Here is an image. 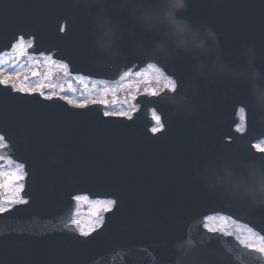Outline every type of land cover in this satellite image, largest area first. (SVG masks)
I'll list each match as a JSON object with an SVG mask.
<instances>
[{
  "label": "water",
  "instance_id": "1",
  "mask_svg": "<svg viewBox=\"0 0 264 264\" xmlns=\"http://www.w3.org/2000/svg\"><path fill=\"white\" fill-rule=\"evenodd\" d=\"M180 15L214 31L218 56L147 55L156 37L133 23L127 0H0V51L21 34L33 37L30 52H51L71 72L114 79L154 61L178 81L172 101L165 90L139 95L132 120L103 116L99 104L81 109L0 84V133L8 142L0 153L24 164L28 201L0 213V264H264L233 235L202 226L206 214L221 212L264 235V206L216 187L220 170L264 162L251 146L264 136V112L246 79L223 74L243 67L242 50L251 48L264 87V0H187ZM104 29L116 37L111 61L97 41ZM150 104L165 125L156 134L148 132ZM239 107L243 132L234 128ZM239 154L244 162L233 158ZM83 192L117 201L88 237L69 224L73 195Z\"/></svg>",
  "mask_w": 264,
  "mask_h": 264
},
{
  "label": "clouds",
  "instance_id": "2",
  "mask_svg": "<svg viewBox=\"0 0 264 264\" xmlns=\"http://www.w3.org/2000/svg\"><path fill=\"white\" fill-rule=\"evenodd\" d=\"M187 0H127L133 23L146 32L154 34L155 42L146 49L149 56L170 57L180 52L194 58L216 53V35L211 28L193 25L180 15ZM115 35L109 30H99L97 41L105 60L116 59ZM245 60L239 69L228 68L223 72L229 78L239 77L248 82L249 95L254 106L264 112V87L257 83L258 72L254 69V54L251 48L242 50ZM203 64L198 62V69ZM213 68L216 62H213ZM250 74V75H249ZM264 120V116L261 117ZM216 187L221 195L250 207L264 206V162H249L239 170L222 169L216 176Z\"/></svg>",
  "mask_w": 264,
  "mask_h": 264
},
{
  "label": "snow or ice",
  "instance_id": "3",
  "mask_svg": "<svg viewBox=\"0 0 264 264\" xmlns=\"http://www.w3.org/2000/svg\"><path fill=\"white\" fill-rule=\"evenodd\" d=\"M14 47V53H15V64H9L7 68L4 67V64L0 62V84L2 85H11V87L14 90H17L22 93H27L29 95L38 93L40 96L44 97L45 99L51 100L54 97L58 96L59 93L53 91L56 87L55 84L51 83H45L44 80H37L35 83H29L30 78L28 76H23L24 83H21L19 86L14 81L20 80L21 76L24 72V65L19 63V58L21 55L25 54L27 52V49L33 47V40L28 39L25 41L23 37H19L16 41V44ZM9 59H12V57H9ZM45 62L53 63L55 64L56 61L53 59L52 56H45ZM34 63L39 64L40 61H34ZM59 67H61L64 70V74L66 76L72 75L68 71V64L67 63H60ZM148 68L152 69L154 72L158 74L157 83L159 84L161 80L165 81L163 87L165 89H168L171 92H175L178 87V81L175 79H170L167 75H165L164 71H162L160 68H157L153 64H148ZM41 73L39 71H32L31 77H40ZM132 75L131 72H125L124 76H130ZM137 76H144L145 73L136 72ZM51 73L46 74L45 80L50 79ZM74 79L78 83H83L84 78L80 76H74ZM145 83H151V81H145ZM103 85V82H101ZM84 87L87 88L88 85L84 84ZM121 87H123L121 85ZM48 89L46 92L45 90ZM65 88L63 86L60 87V93L65 92ZM67 91H75V89L72 88V81H68V89ZM116 88H110L107 86H100V87H93L91 91L88 92L87 96H83L81 99L77 100L74 99L71 96L68 95H59L60 99H63L67 101L68 104L74 105L77 108H87L90 104H99L102 105L104 108H108L110 106H114L118 101L117 99H113L112 101H109L107 98L108 95L111 93L113 97L116 95ZM145 95L149 96H158L160 93L155 89H151L150 91H146L144 93ZM99 97V98H94ZM174 98V97H173ZM131 100L136 101L137 96L131 95ZM125 104H127V100L124 101ZM137 107L136 105H130L127 109L121 108L118 111H105V116H112V117H123L128 120L133 119V114L136 112ZM240 111L242 113L246 112V109L244 107H241ZM156 127H152L151 131L153 133H156L158 131H161L163 128V125L160 124V117L156 116ZM4 136L0 135V148L7 147L8 145L4 142ZM252 147L258 149L260 152L264 153V147H260V145H252ZM4 159V157H0V160ZM23 164H20V166L12 171L9 172H0V177L6 178V180H3L0 182V189L7 190V192H10L11 194L4 195L3 196V202L0 203V213H4L10 210L11 206L17 205V204H27L28 201L26 199H23L20 195L21 192L24 191L25 185L23 183H18V181H22L25 179V174L23 172ZM84 197L76 196L74 199L81 200ZM117 201L115 199H106L103 201H97L95 207H94V213H93V219L90 221V223L87 225V227H84L81 225V221L79 219H74L72 221L73 225L76 226L81 236L88 237L93 232L97 230L103 223H104V217L100 215V212H109L112 210V208L116 205ZM211 219V217H209ZM209 231L215 232L216 229L210 228ZM228 235H231V233H227ZM239 239V237H237ZM240 244L247 248L250 251H255L259 254H264V237H261L259 240V243L253 242V240L250 239H242L239 240ZM185 251H191V246H186Z\"/></svg>",
  "mask_w": 264,
  "mask_h": 264
},
{
  "label": "rangeland",
  "instance_id": "4",
  "mask_svg": "<svg viewBox=\"0 0 264 264\" xmlns=\"http://www.w3.org/2000/svg\"><path fill=\"white\" fill-rule=\"evenodd\" d=\"M48 56V55H47ZM9 57H12V59H9ZM40 61L39 64L34 63V61ZM56 63H46L45 62V56L41 55L38 57L27 55L26 53L21 55L19 58V63L24 65V72L21 76L20 80L14 81L17 86H19L21 83H24L23 76H28L30 78L29 83H35L37 80H44L45 83H51L55 84L56 87L52 89L53 91L59 93V95H68L73 97L74 99H81L83 96H87L88 92L92 90V88L100 87V86H107L110 88H116V95L113 97V95L110 93L108 95L109 101H112L114 98L117 99V103L114 106H110L108 108H105V111H118L122 107L127 109L131 103V95H136L138 92L148 90L155 88L157 91L163 88V85L165 81L161 80L160 83H157L158 74L154 72L152 69H144L142 73H145L144 76H137L136 74L123 77V79H120L118 81L113 82H105L100 80H92L87 77H83V83H78L76 79L73 77L76 75H70L66 76L64 74V70L59 67V64L62 62H59L55 60ZM0 62L4 64V67L7 68L8 65L15 64L17 61L15 59V53H14V47L11 48L9 52H5L0 55ZM32 71H39L41 73L40 77H31ZM51 73L50 79L45 80L46 74ZM72 81V88L75 89V91H67L68 89V81ZM145 81H151V83H145ZM103 82V85L101 84ZM84 84H87L88 87L85 88ZM121 85L123 87H121ZM63 86L65 88V92L60 93V87ZM46 92L48 89L45 90ZM99 98V97H94ZM127 100V104L124 103V101ZM258 144L260 147H264V139L260 140L255 143V145ZM20 165L14 164L12 162H7L6 165L0 167V172H9L16 168H18ZM3 180H6L4 177H0V182ZM18 183H22V181H18ZM2 192V198L4 195L8 194L10 195V192H7V190L0 189ZM81 197H84L81 200H78V206L75 211L74 219H79L81 221V225L84 227H87V225L90 223V221L93 219V213H94V207L97 203V201H103L106 199H89L84 195H80ZM3 202V199L0 200V203ZM102 211L100 212V215H102ZM211 217V219H209ZM206 226L208 228H214L217 230H221L228 233H233L237 237H239L240 240L242 239H250L253 240V242L259 243L260 236H258L256 233L252 232L250 229L237 224L236 222H233L229 218L221 215H211L208 216L206 222Z\"/></svg>",
  "mask_w": 264,
  "mask_h": 264
}]
</instances>
